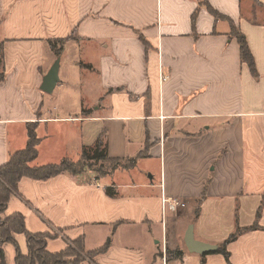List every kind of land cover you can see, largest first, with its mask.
Instances as JSON below:
<instances>
[{
  "label": "crops",
  "instance_id": "crops-1",
  "mask_svg": "<svg viewBox=\"0 0 264 264\" xmlns=\"http://www.w3.org/2000/svg\"><path fill=\"white\" fill-rule=\"evenodd\" d=\"M205 1L222 17L199 0H0V166L24 148L31 123L35 165L79 157L101 134L109 158H135L95 181H19L3 216L19 212L30 232L52 235L48 251L81 239L88 252L109 239L106 251L76 264H264V8ZM232 25L256 78L240 61ZM52 39L66 41L58 55ZM56 59L57 96L46 104L40 84ZM71 82L76 99L63 101ZM49 124L69 133L54 137ZM174 221L185 225L182 243L167 239ZM254 222L258 229L227 243L228 260L184 246L188 225L197 240L218 245ZM15 237L26 254L25 237ZM3 252L15 264L14 246Z\"/></svg>",
  "mask_w": 264,
  "mask_h": 264
},
{
  "label": "trees",
  "instance_id": "trees-1",
  "mask_svg": "<svg viewBox=\"0 0 264 264\" xmlns=\"http://www.w3.org/2000/svg\"><path fill=\"white\" fill-rule=\"evenodd\" d=\"M253 3L264 8V5L258 4L256 0H253ZM199 4H204L215 19L222 17L220 13L210 7L205 0H199ZM194 18L195 12L191 17L192 22ZM229 36L236 38L240 51V61L249 67L251 75L256 78L258 76L256 65H254L253 56L251 51H249L245 36H243L234 25L231 26ZM48 42L51 49L54 50L55 55H58L66 41L64 39H52L48 40ZM57 44H59L60 47L56 49ZM2 62V43L0 41V81L5 77ZM35 127V123L27 125V140L24 148L11 153L6 163L0 166V264H5V252H3L4 243H9L14 246L16 252L14 257L15 264H76L82 257L92 259L95 255L101 254L107 250L110 243L109 239H107L101 247L88 252L82 249V240L76 239L64 249L52 253L46 249L47 239L52 237V235L48 232H30L26 229L24 217L19 212L12 213V215L7 217L3 216L8 201L11 195L18 193L17 185L22 178L29 177L34 180H45L55 177L57 174L81 177L83 171L89 169L96 175L94 178H90L95 181L115 171L117 168H129L135 163V158L127 159L128 165L120 164L123 159L116 157L109 158L106 153L107 145L103 140V134H101L93 146H85L82 148L78 161L64 158L59 162L41 164V166H38L34 164V160L37 157V145L39 143ZM105 189L109 197H114L116 195L114 189L110 187H106ZM197 212L198 209L196 208L195 214H197ZM258 214L257 212V215ZM258 228L256 222L248 227L237 226L235 231L223 240L222 243L218 244V248L213 252L220 253L228 260L229 253L227 251V243L234 241L237 236L242 233ZM16 234H22L25 237L26 254L20 251L15 237ZM166 251L168 252V248ZM180 253L181 251L176 250L175 255H179ZM73 256V262L67 261V258Z\"/></svg>",
  "mask_w": 264,
  "mask_h": 264
},
{
  "label": "rangeland",
  "instance_id": "rangeland-1",
  "mask_svg": "<svg viewBox=\"0 0 264 264\" xmlns=\"http://www.w3.org/2000/svg\"><path fill=\"white\" fill-rule=\"evenodd\" d=\"M60 46H58V48H59ZM63 47V46H62ZM74 52L76 51V49H72ZM61 51V50H60ZM64 52H65V48H64V50H63ZM64 52H62V55L64 54ZM59 57V56H58ZM57 57V58H58ZM75 84H77L76 82H71V83H69L67 86H66V88H65V92L66 91H68V89H71V92H69L68 94H60V99L61 100H63V101H69V100H71V101H73L74 99H76L75 98V95H76V92H75V90H74V86H78V85H75ZM58 86V85H57ZM59 87V86H58ZM84 88V87H83ZM82 91H83V89H82ZM44 92V91H43ZM44 94H45V99H44V101H45V103L46 104H48V100L49 99H55V97L57 96V91L54 89L51 93H47V92H44ZM79 95V94H78ZM49 96H51V97H49ZM51 110V109H50ZM49 110V111H50ZM65 110V109H64ZM62 111V110H61ZM59 126L58 127H52L53 125H51V124H49L48 126V129L50 130V131H52V135L54 136V137H59L61 134H64V133H69V131L68 130H65V126L63 125V124H58ZM40 130H41V128H40ZM71 156H73V158H72V160H74V161H78L79 160V157L77 156V157H74V155H71ZM120 164L121 165H123V164H125V165H128V161H127V159H123V160H121V162H120ZM92 168V167H91ZM119 174V173H118ZM121 175L122 174H120V175H118V176H116V177H121ZM149 175V174H148ZM96 175H94V172L93 171H91V170H89V169H85L84 171H83V173L81 174V178H83V179H86V178H94ZM156 179L158 180V173L156 172ZM183 206H185V205H183ZM184 209L185 208H183L182 206L181 207H178V211H177V214H178V216L177 217H182V213H183V211H184ZM182 211V212H181ZM176 221H174L173 222V224H172V226H170V227H168V229H166V232H168V234H167V239H168V241L172 238V235H175V237L179 240V242L180 243H182V237H183V230L185 229V225L184 226H181V227H179L176 223H175ZM177 225V226H176ZM237 228V227H236ZM180 229V230H179ZM176 230H179V232H180V234L179 233H177L178 234V236L176 235ZM169 246V245H168ZM73 259H74V257L72 258H67V261H70V262H73Z\"/></svg>",
  "mask_w": 264,
  "mask_h": 264
},
{
  "label": "water",
  "instance_id": "water-1",
  "mask_svg": "<svg viewBox=\"0 0 264 264\" xmlns=\"http://www.w3.org/2000/svg\"><path fill=\"white\" fill-rule=\"evenodd\" d=\"M58 64L59 61L56 59L52 66L49 68L48 72L43 76L42 82L40 84L41 90L47 93H51L55 87V84L58 82ZM184 246L187 251L190 253H207L209 251H214L218 248L217 245L211 243H204L202 241L197 240L194 237L193 225H188L185 230L184 238H183Z\"/></svg>",
  "mask_w": 264,
  "mask_h": 264
},
{
  "label": "built area",
  "instance_id": "built-area-1",
  "mask_svg": "<svg viewBox=\"0 0 264 264\" xmlns=\"http://www.w3.org/2000/svg\"><path fill=\"white\" fill-rule=\"evenodd\" d=\"M164 78H165V76H164ZM171 205H172L173 207H176L177 202H172Z\"/></svg>",
  "mask_w": 264,
  "mask_h": 264
}]
</instances>
